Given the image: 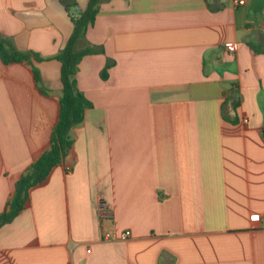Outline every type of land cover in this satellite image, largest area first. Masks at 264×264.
<instances>
[{
    "label": "crops",
    "instance_id": "0c3cea01",
    "mask_svg": "<svg viewBox=\"0 0 264 264\" xmlns=\"http://www.w3.org/2000/svg\"><path fill=\"white\" fill-rule=\"evenodd\" d=\"M73 29L61 0H0L20 51L55 57ZM86 43L74 158L0 228V264H264V0H104ZM34 64L50 95L0 58V214L59 115L62 64Z\"/></svg>",
    "mask_w": 264,
    "mask_h": 264
},
{
    "label": "trees",
    "instance_id": "16d2710c",
    "mask_svg": "<svg viewBox=\"0 0 264 264\" xmlns=\"http://www.w3.org/2000/svg\"><path fill=\"white\" fill-rule=\"evenodd\" d=\"M74 23L73 33L65 48L55 57L46 58L33 51H20L13 41L0 35V58L4 64L28 63L31 66L37 87L42 94L50 91L42 86L41 72L34 64L56 59L61 62L62 95L58 101L59 115L55 123L50 148L44 152L23 173L16 184L13 199L8 209L0 214V228L12 222L27 206L32 190L48 183L53 171L73 157L76 142L75 130L85 121L86 111L92 103L79 89L77 74L81 61L94 54L104 53L102 47L85 44L89 27L95 24L104 0H90L85 10H77L75 0H61ZM109 65L104 69L103 78L108 77ZM74 158V157H73Z\"/></svg>",
    "mask_w": 264,
    "mask_h": 264
},
{
    "label": "built area",
    "instance_id": "2783aa9c",
    "mask_svg": "<svg viewBox=\"0 0 264 264\" xmlns=\"http://www.w3.org/2000/svg\"><path fill=\"white\" fill-rule=\"evenodd\" d=\"M243 3V0H234L235 5H241ZM228 49L231 53H235L236 51V45L232 44L228 46ZM112 216V211L104 203L100 204V217L101 219H107ZM252 226L254 229H264V216L262 217H256L252 221ZM131 236L130 231H125L123 233L117 234V233H104V239L106 240H127Z\"/></svg>",
    "mask_w": 264,
    "mask_h": 264
},
{
    "label": "water",
    "instance_id": "95a60500",
    "mask_svg": "<svg viewBox=\"0 0 264 264\" xmlns=\"http://www.w3.org/2000/svg\"><path fill=\"white\" fill-rule=\"evenodd\" d=\"M77 9H78V11H81L80 7H78Z\"/></svg>",
    "mask_w": 264,
    "mask_h": 264
}]
</instances>
